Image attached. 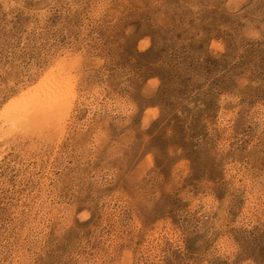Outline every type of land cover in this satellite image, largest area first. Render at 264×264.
<instances>
[{
	"label": "rangeland",
	"instance_id": "obj_1",
	"mask_svg": "<svg viewBox=\"0 0 264 264\" xmlns=\"http://www.w3.org/2000/svg\"><path fill=\"white\" fill-rule=\"evenodd\" d=\"M0 264H264V0H0Z\"/></svg>",
	"mask_w": 264,
	"mask_h": 264
},
{
	"label": "bare ground",
	"instance_id": "obj_2",
	"mask_svg": "<svg viewBox=\"0 0 264 264\" xmlns=\"http://www.w3.org/2000/svg\"><path fill=\"white\" fill-rule=\"evenodd\" d=\"M37 92H38V94L32 96L30 99H24L23 104H25V106H23V107H27L30 104H34L35 106H41V108L50 109L52 107L59 105V101L61 100V98H60V95L56 94V89H55L54 83H52V82L44 83V86L42 88H40L39 90L35 91L34 93H37ZM17 108H18V106L15 108V110ZM29 109H30V107H29ZM15 110L13 111L14 115L11 113L12 116L10 115V117L8 118L10 121H12V123L16 118L24 117L28 108L23 109L22 111H15ZM10 121H8V122H10Z\"/></svg>",
	"mask_w": 264,
	"mask_h": 264
}]
</instances>
